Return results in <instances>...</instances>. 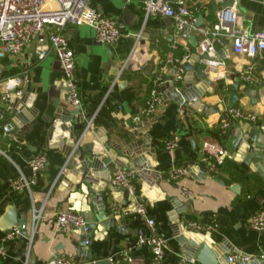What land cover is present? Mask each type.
<instances>
[{"label": "crops", "instance_id": "obj_1", "mask_svg": "<svg viewBox=\"0 0 264 264\" xmlns=\"http://www.w3.org/2000/svg\"><path fill=\"white\" fill-rule=\"evenodd\" d=\"M187 1L206 5L198 13L203 15V24L213 21L216 10L225 4V0ZM90 5L115 16L120 35L114 43L106 44L96 39L93 28L87 24H68L64 28L76 58L82 110L91 115L88 122L92 121L93 128L104 127L108 138L117 144L125 146L132 140L148 136L155 149L151 158L155 163L152 170L156 172V183L161 187L152 193L146 191L144 179L138 173L136 196L125 194L116 186L117 197L111 207L112 213L120 214L116 223L121 224V228L109 227L106 234H97L96 238L92 233L88 247L92 248L93 255L109 257L119 264H150L151 252L147 244L134 246L130 261L120 256L121 249L149 233L144 221L134 211L136 202L142 199L148 214L155 218L158 230L167 239L166 263L175 264L176 253H183L174 236L169 214L176 199L185 203L179 221L195 219L211 223L210 231L215 237L226 238L236 249L264 258V229L257 230L249 224L251 215L264 207V172L252 170L229 154L223 157L215 174L204 176L194 168L196 164H203L204 141L221 144L225 134L219 139L215 130H226L222 122L226 120L230 125L240 120L227 116V98L233 91L234 80L238 81V98L233 106L256 112L260 118L261 101L253 102L241 90L248 85L264 83V50L254 56L237 53L233 50L231 37L223 35V42L216 44L215 58L223 59L224 63L217 65V71L208 72L209 86L214 91L206 90L200 97L202 103L211 107L222 105V108L205 113L179 105L174 99H165L152 114L134 120L133 116L148 99L155 75L169 77L173 68L170 56L181 57V53L190 56L199 49L173 34L170 17H146L138 0H90ZM236 7L241 26L264 30V0H236ZM199 38L197 34V41ZM246 70L253 77L252 83L240 78ZM24 75H27L26 80ZM8 85L14 89L26 88L37 112L22 124L19 117L11 115L12 106L8 104L4 122L11 123L13 128L4 132L0 125V148L7 154L0 153V236L9 228L1 227L8 205H15L18 222L28 223L26 234L21 233L7 243L0 264H47L56 253L69 255L73 264H77L78 228L57 229L55 226L56 212L71 206L65 200L67 189H63L64 180L59 176L65 158L60 149L52 147L48 141L51 116L56 111L54 103L60 99L65 86L61 63L52 54L38 58L35 44H28L18 54L0 56V94ZM222 91L224 97L220 95ZM173 133L179 134V142L177 147L169 150L164 147L163 139ZM85 134V139L91 137L89 129ZM36 152L44 153L48 164L31 184L30 190H12L8 185L12 176L21 172L31 177L29 159ZM174 164H189L190 169L181 177L172 179L168 170ZM122 166L131 167L128 163L117 164V168ZM184 187L190 190L189 194L184 192ZM34 208L42 212L29 242ZM198 264L205 263L198 261Z\"/></svg>", "mask_w": 264, "mask_h": 264}, {"label": "built area", "instance_id": "obj_2", "mask_svg": "<svg viewBox=\"0 0 264 264\" xmlns=\"http://www.w3.org/2000/svg\"><path fill=\"white\" fill-rule=\"evenodd\" d=\"M138 1L141 3L146 17L151 15L170 17L173 20V34L176 37L186 41L190 34H199L201 49L207 54V57L202 58V61L207 64L217 66L224 63L223 59L215 58V54H217L216 44L223 42V35L231 37L233 50L237 53L254 56L264 50V30H250L238 23L239 14L236 0L218 8L213 21L201 25H196V20L198 13L206 7L205 4L187 0ZM82 23L91 26L96 39L103 43H114L120 35L118 19L91 6L90 0H0V56L18 54L25 46L32 43L35 44V53L38 58L42 59L50 54L55 55L61 63L67 87L66 100L71 104L81 105L82 97L76 76V58L69 46L64 28L68 24L78 25ZM188 56L189 54H184V57ZM169 60L175 69L172 80L174 82L182 80L185 70L180 62L181 58L172 55ZM23 78L26 80L27 75H24ZM240 78L246 82H253L249 70L242 72ZM166 79L168 78L161 74L155 75L152 79L148 99L145 105L140 107L133 116L134 120L152 114L163 103L165 93L161 89V84ZM20 92L21 89H14L8 85L0 94V125L4 132L11 131L13 128L11 123L4 122L6 110L10 105V98ZM179 110L182 111V108ZM227 116L251 121L258 118L256 112L234 106L228 108ZM227 125L228 122L224 120L222 126L226 127ZM178 142V133H173L163 139L164 147L169 150L177 147ZM0 153L7 155L1 148ZM202 153L201 161L205 162L207 171L211 174L217 173L218 166L223 162L225 148L217 142L204 141ZM45 163L46 155L44 153H34L29 159L31 177L20 172L9 179V187L17 191L30 190L31 184L37 180L39 173L45 167ZM189 169V164H174L168 170V176L176 179L186 174ZM137 173L138 169L134 167H118L113 172L110 182L125 189L128 194L136 196L138 192ZM184 192L189 194L190 190L184 187ZM134 211L144 221L149 233L139 236L132 245L121 249V258L126 261L132 260L133 247L147 244L151 252L150 264H167L165 261L168 249L167 239L158 230L155 218L148 214L146 203L142 199L138 200ZM41 212V209L34 208L30 223L29 242H31L40 221ZM87 223L86 216L82 211L73 208H61L56 212L55 226L57 229L72 226L86 230ZM249 224L254 229H264V207L251 215ZM185 226L191 230H210L212 228L211 223H202L195 219H187ZM27 227V222L20 221L4 230L0 236V259L6 251L7 243L21 234L22 230ZM86 241L89 242L90 239ZM240 253V251H234L228 254L227 261H234ZM47 264H73V259L67 254L56 253ZM175 264H198V261L193 256L177 252Z\"/></svg>", "mask_w": 264, "mask_h": 264}, {"label": "water", "instance_id": "obj_3", "mask_svg": "<svg viewBox=\"0 0 264 264\" xmlns=\"http://www.w3.org/2000/svg\"><path fill=\"white\" fill-rule=\"evenodd\" d=\"M232 1L225 0V4ZM201 24L203 15L200 13L196 25ZM188 42L197 47L199 52L191 53L189 57H184L182 53L180 62L185 70L182 80L178 82L172 80L175 69L171 68L168 79L161 84V89L167 100L174 99L188 109L196 108L210 113L213 109L222 108V105L208 106L201 102L200 97L206 90L214 91V88L209 86L211 79L208 72L217 71L218 68L202 61L207 54L202 51L196 34H190ZM219 52L222 54L220 49ZM232 87L233 91L227 98L229 107L233 106L238 98L237 80L233 81ZM241 91L244 95H249L253 102L261 101L263 110L260 118L255 121L240 119L226 126L225 136L220 141L225 148L223 156L229 154L237 162L245 164L252 170L264 172V83H258L257 86L248 85ZM66 93L65 85L60 99L54 103L56 111L51 116L48 141L52 147L59 148L65 158L59 174L61 180H64L63 189H67L65 200L71 208L82 211L88 221L86 230L78 228L79 240L76 244L75 261L77 264H114L109 257L93 255L92 248L88 247L86 240L90 239L92 233L95 238L97 234L100 236L106 234L109 227L121 228V224L116 223L120 214L112 213L111 207L114 198L117 197V188L110 180L117 164L128 163L131 167L137 168L138 175L144 179L146 191L152 193L161 190L160 185L156 183L158 176L152 170L155 163L151 158L155 149L148 136L132 140L125 146L109 139L104 127L95 129L92 121L88 122L91 115L84 113L80 104H71L66 100ZM220 95L224 97L225 92H220ZM31 98L32 95L27 93L26 88L10 98L11 115L19 117L22 124L36 115L37 109L32 106ZM88 129L91 131V137L85 139ZM45 164H48V161ZM194 168H198L204 176L210 175L202 163L196 164ZM234 187L235 185L232 186ZM121 189L127 193L120 187L119 190ZM161 195H164L163 192ZM184 210L185 203H179L175 199L169 213L174 236L183 254L192 255L205 264H264V258L236 249L226 238H217L210 230H191L186 227L185 221H179ZM2 220V228L17 224L15 205L7 206ZM21 233L26 234V228ZM232 250L241 253L234 261L228 262L227 254Z\"/></svg>", "mask_w": 264, "mask_h": 264}, {"label": "trees", "instance_id": "obj_4", "mask_svg": "<svg viewBox=\"0 0 264 264\" xmlns=\"http://www.w3.org/2000/svg\"><path fill=\"white\" fill-rule=\"evenodd\" d=\"M182 54V53H181ZM223 84V82H222V80L220 81V85H222ZM222 129L221 128H218V129H216L215 130V135L219 138V139H221L223 136H224V132H222L221 131ZM201 162H203V161H201ZM203 164L205 165V162H203Z\"/></svg>", "mask_w": 264, "mask_h": 264}]
</instances>
